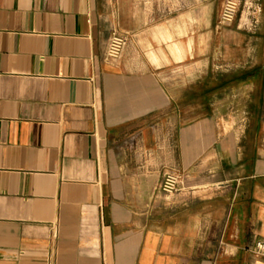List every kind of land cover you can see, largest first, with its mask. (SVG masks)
I'll use <instances>...</instances> for the list:
<instances>
[{
  "label": "crops",
  "instance_id": "obj_1",
  "mask_svg": "<svg viewBox=\"0 0 264 264\" xmlns=\"http://www.w3.org/2000/svg\"><path fill=\"white\" fill-rule=\"evenodd\" d=\"M222 1L0 0V264H264V0Z\"/></svg>",
  "mask_w": 264,
  "mask_h": 264
},
{
  "label": "built area",
  "instance_id": "obj_2",
  "mask_svg": "<svg viewBox=\"0 0 264 264\" xmlns=\"http://www.w3.org/2000/svg\"><path fill=\"white\" fill-rule=\"evenodd\" d=\"M239 9L238 0H223L217 15V24L226 26L233 23ZM125 38L113 35L109 41L106 57L108 59H117L125 45ZM183 175L181 173H167L159 182L157 189L164 193H176L181 189ZM254 254L264 258V241L259 240L254 243Z\"/></svg>",
  "mask_w": 264,
  "mask_h": 264
}]
</instances>
